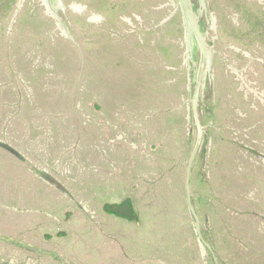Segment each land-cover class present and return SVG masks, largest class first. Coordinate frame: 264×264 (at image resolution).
Returning a JSON list of instances; mask_svg holds the SVG:
<instances>
[{"label":"rangeland","instance_id":"rangeland-1","mask_svg":"<svg viewBox=\"0 0 264 264\" xmlns=\"http://www.w3.org/2000/svg\"><path fill=\"white\" fill-rule=\"evenodd\" d=\"M203 1L192 205L217 264H264V0ZM57 3L0 0V264H215L177 0ZM124 200L133 222L104 211Z\"/></svg>","mask_w":264,"mask_h":264},{"label":"water","instance_id":"water-1","mask_svg":"<svg viewBox=\"0 0 264 264\" xmlns=\"http://www.w3.org/2000/svg\"><path fill=\"white\" fill-rule=\"evenodd\" d=\"M45 6L47 11L54 16L58 21L60 20L58 16V6L57 0H44ZM200 6H202L203 10V0H198ZM176 8L180 10L182 20H183V27L185 38L187 42V49L189 52V56L193 54L194 49L199 53V63L196 73L193 77L192 83V93L191 99L189 101L191 116L193 121V126L196 130V141L193 148V151L190 155L189 161L186 166V174H185V195H186V204L189 213L191 214L194 223H195V233L198 241L200 244L208 250L212 259L216 263V257L210 248V246L205 242L200 228V222L198 216L194 210L192 205V196L190 194V176L193 163L195 158L199 152V149L202 144L204 128L201 125L199 119V102L201 97V91L203 89L204 80L207 74L210 75L211 71V62H212V55L211 50L208 49L204 33L198 23V17L196 14V10L192 6V0H177ZM60 22V21H59Z\"/></svg>","mask_w":264,"mask_h":264},{"label":"trees","instance_id":"trees-1","mask_svg":"<svg viewBox=\"0 0 264 264\" xmlns=\"http://www.w3.org/2000/svg\"><path fill=\"white\" fill-rule=\"evenodd\" d=\"M104 211L115 216L118 219H122L128 222L136 220V214L133 211L132 205L129 200H124L121 203H114L104 206Z\"/></svg>","mask_w":264,"mask_h":264}]
</instances>
